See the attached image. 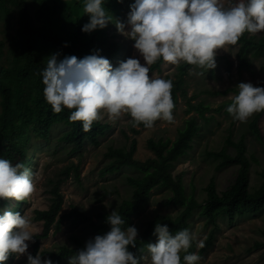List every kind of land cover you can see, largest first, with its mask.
<instances>
[{"label":"trees","instance_id":"16d2710c","mask_svg":"<svg viewBox=\"0 0 264 264\" xmlns=\"http://www.w3.org/2000/svg\"><path fill=\"white\" fill-rule=\"evenodd\" d=\"M132 0H105L104 7L113 18L104 29H97L91 33H82L81 26L88 17L83 12L81 0H0V16L8 20L13 12L18 17V27L13 34L9 35L8 53L5 52L6 43L0 41V54L7 53V66L0 67V157L8 159L12 164L21 162L30 164L32 159L28 150L32 140H48L51 130L58 124L68 127L60 140L75 145L74 150L81 149L86 142L96 146L100 144V138L110 129V125L101 121H93L87 131H83L80 122L69 121L68 115L72 110L61 107L59 113L53 112L50 105L43 97V85L41 83L40 71L46 67V58L53 53L60 57L64 55H75L78 58L90 54L95 49L100 54L115 62L119 52L125 49L122 43L112 40L110 28L121 15ZM4 15V16H3ZM237 72H252L253 61L260 60L264 70V35L257 33H243L238 41ZM66 45V46H65ZM164 63L158 58L149 68V75L154 71H161ZM198 67L188 65L184 61L178 67L174 78L167 76L172 81L170 95L173 101L172 113L178 105L180 96L187 97L186 77L189 70ZM229 63L228 71L232 69ZM264 87V84L261 85ZM211 95H225V92L210 93ZM193 99L187 101V114L192 112L198 114L188 118L183 127L178 131L175 140L171 139H149L146 143L147 149L153 154L145 161L135 158L137 152V140L132 139L127 148L110 147L105 154L109 160L101 175L114 174L124 168H131L137 175L128 176L127 184L132 189V197L124 200L117 212L125 219V225H133L134 217L141 215L150 204L152 191L161 189L171 192L167 200L168 206L182 209L180 215L173 218L169 215H156L150 220L142 235L137 236L135 248H129L137 256L146 250L145 244L152 242L154 224H167L170 232L189 228V221L193 218L195 211L201 210L206 219V225L211 226V232L200 248L203 253L208 246L213 244L216 232L220 229V220L227 219L233 222L238 217L254 215L264 210V180L259 188L250 189L249 177L251 161L248 156V147L244 139L234 142L227 140V145L233 147L235 154L231 155L227 147L219 152H210L214 160L218 161V169L233 165L239 166L238 176L234 184L221 194L218 193L214 180L206 187L207 197L199 203L194 196L188 195L181 174L174 175V165L192 149L194 139L199 135L200 125L198 119L207 120L205 114L210 110L203 103H192ZM264 116V111L256 112L249 124L250 132L259 142L263 138L259 129V121ZM139 125V124H138ZM143 126V124H141ZM139 134L140 130H134ZM26 166V165H25ZM71 174L80 181V169L77 165H70L61 170L58 179H50L53 185L50 194L51 205L48 210H35V220L43 223L42 235L35 236V256L39 250V239L48 236L53 225L60 226L64 217L58 216L62 210L64 196L60 192L61 185ZM264 178V170L261 173ZM11 199H0V209L9 208L13 211L18 204ZM109 213H99L97 220L87 215L83 210L72 207L66 218L72 217L74 223H86L95 235L108 231L105 217ZM264 234V233H263ZM72 246L64 245L55 252H43L41 258L48 255L54 264L62 262L74 254L76 249L82 248L85 239L73 236ZM196 242H192L187 252H194ZM183 250L181 264H183ZM10 256H12L10 254ZM6 263V262H5Z\"/></svg>","mask_w":264,"mask_h":264},{"label":"clouds","instance_id":"9594fccd","mask_svg":"<svg viewBox=\"0 0 264 264\" xmlns=\"http://www.w3.org/2000/svg\"><path fill=\"white\" fill-rule=\"evenodd\" d=\"M81 3L88 17L82 33L111 23L113 18L103 6L105 0ZM128 8L125 21H115L114 25L133 41L143 63L129 56L113 66L99 49L79 58L53 53L39 73L44 100L52 111L59 113L62 106L72 110L68 120L80 122L83 131L90 129L101 110L110 120L127 112L132 127L143 124L150 128L157 119L171 122L172 81L149 76V65L162 58L171 64L184 61L212 70L217 49L235 44L245 32L264 30V0H132ZM235 88L225 109L233 120L244 122L253 113L264 111V87L239 82ZM33 175L23 163L12 164L0 157V199L24 201L34 190ZM105 223L108 231L87 239L68 257L67 264H143L146 258L149 264H181V250L186 253L184 264L200 260L196 252H187L197 241L188 228L173 233L167 224L155 223L152 235L156 239L145 244V257L129 250L135 248L138 230L125 225L116 209L105 217ZM34 231L26 212L0 209V264H5L10 254L15 258L25 255L26 264H54L47 256L42 259L39 250L35 256L26 251ZM196 246L203 247V242L197 241Z\"/></svg>","mask_w":264,"mask_h":264},{"label":"rangeland","instance_id":"374dc122","mask_svg":"<svg viewBox=\"0 0 264 264\" xmlns=\"http://www.w3.org/2000/svg\"><path fill=\"white\" fill-rule=\"evenodd\" d=\"M128 11L129 9H124L118 21L124 22ZM17 27L16 12H13L8 20L0 16V41L6 43L5 52L8 50L9 35L13 34ZM110 31L113 36L112 40L122 43L125 47L116 56L115 62L111 63L113 66L129 56H135L143 63L142 58L132 47L133 41L127 38L126 33L123 35L118 32L115 25L111 26ZM257 34L264 35V30ZM238 48L239 45L236 42L217 49L216 67L212 70L194 67L189 71L186 77L187 97H179L178 105L172 113L173 120L171 122L157 119L150 128H145L141 124L132 127L129 122L131 118L127 112H122L119 117L110 120L108 114L101 110L99 118L95 121L109 124L110 129L100 138L98 146L86 142L81 149L74 150V144L60 140L69 129L63 124L53 127L48 140H32L28 150L32 162L25 165L34 173L32 181L34 190L29 197L18 204L19 207H16L15 210L20 211L21 214L26 212L34 225L33 240L27 242L29 246L26 251L33 253L35 236L43 233V223L35 220L34 211L50 208L52 198L50 191L53 187L50 179L56 181L60 171L72 164L77 165L80 169V181H77L71 174L61 185L60 192L64 196V202L58 219L64 218L58 229L57 225H53L48 236L39 239L40 253L55 252L64 245L72 246L73 236L85 240L94 236L88 224L74 223L72 217L66 218L72 207L83 210L87 215L97 220L99 213H110L113 209L117 211L124 200L132 197V189L127 184V177L137 175V172L131 168H124L117 173L102 176L101 171L109 162L105 154L110 147L127 148L135 138L137 140L135 158L145 161L152 157L153 154L146 147L149 139L175 140L185 121L192 115L198 116L194 112L187 114L188 99H193L192 103H203L209 106L210 110L205 114L208 121L198 119L201 128L199 135L194 139L192 149L174 165L173 173L182 175L187 194L194 196L199 203H202L207 197L206 187L211 180L215 181L220 194L234 184L239 166L233 165L219 170V162L209 156L210 152H219L226 147L228 152L234 155L233 147L227 145L228 139L234 142L244 139L247 143L248 156L251 161L250 189L259 188L264 180L261 175L264 170V116L259 121V129L263 138V141L259 142L249 128L256 112L244 122H240L233 120L225 109L236 93L235 86L239 82H250L254 86L263 85L264 70L261 67V61L255 60L252 72L238 73ZM7 53L0 54V67L8 65ZM182 62L177 64L164 62L161 65V71H154L149 76L154 75L164 79L167 76L174 78ZM229 63L233 66L230 72L227 68ZM225 91H227L225 95L210 94ZM134 130H140V133L135 134ZM170 196L171 192L166 190L155 189L152 191L150 204L146 210L133 218V225L138 230V236L142 235L147 223L156 215H169L173 218L180 215L181 208L167 205ZM189 223V231L195 234L197 241H202L204 244L210 235L211 226L206 225V219L202 216L201 210L195 211ZM263 233L264 210L254 215L238 217L233 222L222 219L213 244L208 246L203 253H200L201 247H195L194 252L200 256L198 264H264ZM155 239L152 243L155 242ZM197 241H195L196 245ZM182 252L183 250L179 253L180 256ZM142 255L147 257V251L145 250ZM67 260H64L62 264H67ZM5 264H26V257L22 254L19 258H15L12 255L9 256ZM143 264H149V260L146 258Z\"/></svg>","mask_w":264,"mask_h":264}]
</instances>
